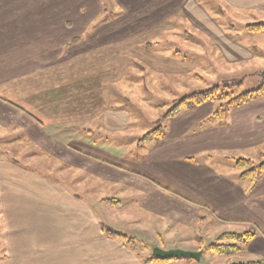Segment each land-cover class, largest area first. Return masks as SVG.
Returning <instances> with one entry per match:
<instances>
[{"label":"crops","instance_id":"obj_1","mask_svg":"<svg viewBox=\"0 0 264 264\" xmlns=\"http://www.w3.org/2000/svg\"><path fill=\"white\" fill-rule=\"evenodd\" d=\"M184 3L228 63L255 58L250 44L205 22L194 0H116L115 14L100 11L101 0H0V215L8 246L0 264H146L154 248L202 252L166 264H203L220 243L240 251L215 254V264H264V174L242 179L237 167L238 159L264 162V98L217 117L218 102H205L145 143L154 128L132 124L121 104L141 98L143 85L156 98H141L153 126L168 102L187 97L175 94L188 85L189 63L156 47L162 34L174 35L168 21ZM240 3L264 10V0ZM28 144L50 167L44 173L9 156L10 147ZM107 227L143 242V258Z\"/></svg>","mask_w":264,"mask_h":264},{"label":"rangeland","instance_id":"obj_2","mask_svg":"<svg viewBox=\"0 0 264 264\" xmlns=\"http://www.w3.org/2000/svg\"><path fill=\"white\" fill-rule=\"evenodd\" d=\"M182 1L185 2L186 0ZM101 2L102 8L100 11L104 9L110 14L119 13L121 11L119 8L120 6L118 7L116 4V0H101ZM194 2L199 5L198 9L200 12L204 13L205 22H208L207 18H211L218 25L227 29L230 35H235V38L239 42L250 44L252 46L251 50L255 53V58L238 63H228L227 60L222 57L223 55L220 49L214 46L213 40L199 31L201 29L196 26L197 22L193 20L195 15L194 12L184 10L186 3L180 5L178 9L182 8L183 10L178 15L171 17L168 21V24L173 26L169 31H173L174 35L169 37L168 33L167 35L162 34V36L156 40L157 48L161 49L165 46L167 53L170 52L169 48H171L174 53L179 51L178 54L190 65L187 75V79L189 80L188 85L185 90L183 86V90L177 91L175 94L177 100L184 97V95L189 96L193 93L205 92L215 87L224 90L226 87L231 88L241 84V91L237 94L258 89L262 85L263 78L261 75L264 73V35H249V37H247L244 28L252 20L254 23H264V10L247 8L243 3H240V0H194ZM210 29L214 31L213 28ZM220 34H213V39L218 41V36ZM221 35L223 36V34ZM126 77L129 78L133 76L128 75ZM137 83L140 84V82ZM143 87V85L138 86L141 90L137 91V93L141 95V98L148 99L149 103H153L156 98H153L154 96L143 90ZM141 98L137 97L134 99L129 97L121 104L128 114L132 115V119H130L132 124H138L140 128L144 127L145 129H148L150 125V129H155L157 125L152 126V122L149 123V118L146 117V113L143 111L144 102ZM173 103L172 101L168 102V108L162 113L165 114L170 111L174 107ZM220 103L218 104L220 105ZM132 126L129 129H131ZM130 131L131 130H126L125 135H131ZM131 141L132 139L130 138H126L125 140L126 144H131L130 146L132 148L135 144H132ZM28 145L29 146L25 147H10L11 149L7 150L10 154L8 155L22 162L25 166L44 173L45 170H48L47 168L50 167H48V164L45 162L40 161V152L33 148L31 144ZM259 159L260 158L255 157L253 161L255 163H261L263 160ZM65 182L73 186L69 181ZM6 237L2 215H0V257L6 253L8 247L6 244ZM138 242L140 244L143 243L140 241ZM138 249L143 253L146 248L142 249V246H140ZM150 253H152V250H150ZM206 256L209 262L203 264H215V259H213L216 258L215 253L207 252Z\"/></svg>","mask_w":264,"mask_h":264},{"label":"trees","instance_id":"obj_3","mask_svg":"<svg viewBox=\"0 0 264 264\" xmlns=\"http://www.w3.org/2000/svg\"><path fill=\"white\" fill-rule=\"evenodd\" d=\"M104 12L107 13L106 10H104ZM246 29L250 33H264V24H249L246 26ZM80 41H81L80 38H78L74 40L72 44ZM147 47L148 46L146 45V48ZM261 76L263 78L261 83L262 85L255 90L237 94L238 92L241 91L242 88V85L238 84L231 88L226 87V89L224 90H221V88L219 87H215L212 90H208L200 93H193L185 97L184 99L179 101L170 111H168L167 113L163 114L160 117V120L158 121L157 124V128L147 133L146 136L141 140V142L145 143V142L160 140L165 135L167 130V124L171 119L175 118L183 111L188 109H194L205 102L208 101H213L218 103L221 102L216 112L214 113V116L217 117L220 115H224L229 108L242 106L251 103L252 101L264 98V73ZM237 167L243 170L241 174L242 179L255 180L259 175L264 174V162L260 163L258 166H254V164L250 160L238 159ZM107 201L109 202V200ZM109 203H115V202L110 201ZM106 233L108 234V236L118 239L124 246L128 247L133 252H137L138 255L142 257V255L140 254L141 252L139 251L138 248L142 246V249H145L146 248L145 244L143 243L140 244L136 239L117 233L108 227L106 228ZM226 237H232L235 240L244 239L243 236H236V237L226 236ZM245 237L248 238L250 237V235H247ZM208 251H212L217 255L234 256L238 254L240 248L238 245L220 243V244L211 245L208 248ZM143 260L146 264L147 263L166 264L172 261V260L162 261L154 257H151L149 259L144 258ZM175 260H182V259H175ZM230 264H237V263L230 262Z\"/></svg>","mask_w":264,"mask_h":264},{"label":"water","instance_id":"obj_4","mask_svg":"<svg viewBox=\"0 0 264 264\" xmlns=\"http://www.w3.org/2000/svg\"><path fill=\"white\" fill-rule=\"evenodd\" d=\"M154 258L162 261L175 260V259H192L200 260L202 252H190L184 250H169L165 251L160 248L153 249Z\"/></svg>","mask_w":264,"mask_h":264}]
</instances>
